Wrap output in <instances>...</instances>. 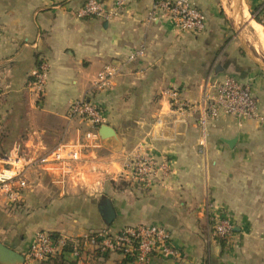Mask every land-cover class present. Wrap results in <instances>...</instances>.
<instances>
[{
    "label": "crops",
    "instance_id": "crops-1",
    "mask_svg": "<svg viewBox=\"0 0 264 264\" xmlns=\"http://www.w3.org/2000/svg\"><path fill=\"white\" fill-rule=\"evenodd\" d=\"M85 1L0 0V97L15 103L33 70L41 62L48 66L40 100L33 95L29 100L34 110L30 117L34 123L42 122L29 125L33 130L23 142L27 151L23 156L36 158L94 130L85 121L68 117L72 101L94 93L103 125L116 136L101 139L100 148L87 151L86 160L61 183L62 171L29 172L31 189L23 196L20 223L13 208L3 207L11 204L0 195V243L23 256L40 230L77 238L154 224L171 233L180 256L153 255L148 264H264V124L219 119L209 125L201 147L195 115L175 112L165 92L150 99L154 88L161 86L176 89L180 100L196 101L207 79L231 76L250 85L264 116V68L242 53L225 26L226 14L245 22L241 5L248 14V9L255 15L263 9L258 16L264 21V0H231L225 13L223 0H191L206 20L205 30L196 34L179 32L160 11L155 20L149 19L154 0H131L111 21L79 17ZM100 1L109 8L113 0ZM140 47L144 56L126 62L127 55ZM106 65L119 72L107 90L92 93V82ZM146 116L154 118L149 127L143 121ZM123 119L132 123L124 124ZM147 133L152 136L146 141L148 154L166 159L169 175L151 187L121 178L127 187L110 189L108 180L116 185L121 177L123 150ZM233 138L237 141L229 148L223 139ZM222 212L233 225L232 243L224 249L208 230L209 221L225 216ZM241 234L248 237L249 246L240 243ZM64 260L42 264L73 261L67 255ZM75 264L130 262L116 253H86Z\"/></svg>",
    "mask_w": 264,
    "mask_h": 264
},
{
    "label": "built area",
    "instance_id": "built-area-1",
    "mask_svg": "<svg viewBox=\"0 0 264 264\" xmlns=\"http://www.w3.org/2000/svg\"><path fill=\"white\" fill-rule=\"evenodd\" d=\"M130 1L113 0L111 6L107 8L100 0H86L79 9L78 16L111 21L120 16ZM157 11L164 13L179 32L196 34L205 30V16L191 0H154L149 19L155 20ZM143 56L144 48L140 47L127 55L126 62H134ZM118 72L119 69L113 65L104 66L97 73L91 89L109 87ZM47 76L48 66L41 62L26 82V87L35 98L40 97L43 92ZM165 95L169 97L175 112L183 114L186 111L196 116V123L201 131L198 145L201 147L205 146L209 125L219 119L232 118L237 123L249 119L264 124V116L259 113L258 102L250 85L231 76L216 81L207 79L201 96L196 101L180 100L176 89L165 91ZM68 117L79 118L91 125L94 130L78 136L73 143L60 144L54 150L36 158L20 156L15 150L9 154L0 153V195L11 205L23 202L24 193L31 189L27 174L34 168L45 172L62 171L58 179L61 183L76 165L86 160L87 151L100 148L98 128L104 124L105 118L97 104L86 97L72 101L68 107ZM151 137V134L147 133L122 153L123 166L120 176L143 187L163 182L170 173L166 159H157L148 154L145 145ZM213 230L216 237L228 239L233 227L229 219H222L215 221ZM68 242L72 244L69 256L78 260L86 253L100 255L116 253L129 260L130 264H148L153 255L165 258L180 256L172 244L171 233L167 229L160 225L140 224L114 232L102 230L77 238L62 236L55 238L48 232L39 231L23 255L24 263L46 262L60 255Z\"/></svg>",
    "mask_w": 264,
    "mask_h": 264
},
{
    "label": "rangeland",
    "instance_id": "rangeland-1",
    "mask_svg": "<svg viewBox=\"0 0 264 264\" xmlns=\"http://www.w3.org/2000/svg\"><path fill=\"white\" fill-rule=\"evenodd\" d=\"M230 2H231V0H223V5H224L223 12L224 13L226 12L225 7H228ZM248 11H249V15H250L249 19L251 18L252 20H254L252 15L250 14L249 9H248ZM225 16L228 18L225 22V26H227L226 32L228 33L229 37L233 38L234 42L237 43V45H239V48L243 54H245V51H246L252 58H254L257 61V63L261 66V68L262 67L264 68V53L262 52V48H260L256 45L257 43H256L255 36L253 34L252 29L248 25V23H245V22L239 23V22L233 20L227 14ZM263 23H264V21H263ZM260 25H261L262 29L264 30V24H260ZM226 42H227V40H225V43ZM109 87L104 88V89H96V88L94 90L92 89L93 90L92 93L97 92V91L100 92L102 90H107ZM171 89L172 88L161 87V86L155 87L153 90L154 91L153 95H151L150 99L159 97L163 94V92H165V90L167 91V90H171ZM94 94H92L91 98H89V99L95 103V100H93ZM31 96H32V93L26 87V84H25V86L22 87V90L17 94L18 99L15 103H7L4 96L0 97V153L8 154L13 148H15L17 151V154H19L20 156L27 154V151H25L26 149L23 148L24 147L23 142L29 136V130H31V131L33 130V128L30 129V127H33V126H31V124L33 123L34 125H36L37 123H40V121L42 122V120L40 119V121H37V123H34L36 121L33 122L32 118L30 117V114L32 115V113L34 112V110L29 105V100L31 99ZM92 97H93V99H92ZM36 100L37 101L40 100V97H36ZM150 104H151V102H150ZM153 120H154V118L152 116L151 117L146 116L143 118L144 124L147 125L148 127L151 125ZM122 121L124 124H127V125L132 123L131 120L123 119ZM47 123H48L47 120H45L43 122L44 125ZM29 125H30V127H29ZM38 126H40V124H38ZM146 140H148V139H146ZM99 153L103 154L105 152L100 151ZM121 158H122V156H121ZM122 160H123V158H122ZM121 178L125 179L121 175L119 180L116 182V185H115V183H113L114 181L112 182L111 180H108L107 183H108L109 188L110 189H118V190L123 189L124 190V188L127 187V184L125 182H122ZM3 207H5V209L8 208V210H11L13 208L14 209L13 212L17 214V217H16L17 222L16 223H20V217L24 215L22 203L16 204V205H11L10 207L5 203ZM223 214H225V216L218 218V221L222 220V219H228V218L231 219V217H229V215H227V213H223ZM215 221H217V220L209 221L210 222L209 223L210 228L208 230H209V234H211V238L213 240L216 239L219 242L220 238L215 236V233L213 230V225H214ZM234 223H236V222H234ZM231 226L233 227L232 223H231ZM122 228H124V227H122ZM122 228H120V229H122ZM42 231L47 232L45 230H42ZM107 231H111V229H109V230L107 229ZM244 232H246V231H244ZM255 232L259 233V230L255 231ZM48 233H52V232H48ZM87 234H89V233H87ZM0 236H3V234L1 232H0ZM230 238H232V234L227 240H225L226 246H229L232 243L231 242L232 240ZM252 238L254 240V237H252ZM238 240L240 241V243L241 242L243 243L244 241H246L247 245L249 246L248 237L246 238L245 235L243 236L241 234V236L238 238ZM249 241H250V239H249ZM256 242L258 245L259 244V237L257 238ZM242 246L244 247V244H242ZM23 264H25V263H23ZM257 264H261V263L258 262Z\"/></svg>",
    "mask_w": 264,
    "mask_h": 264
},
{
    "label": "water",
    "instance_id": "water-1",
    "mask_svg": "<svg viewBox=\"0 0 264 264\" xmlns=\"http://www.w3.org/2000/svg\"><path fill=\"white\" fill-rule=\"evenodd\" d=\"M98 133H99L101 139H114V140H116L114 130L107 125H101L98 129ZM236 141H237L236 138L223 139V142L226 145H228L229 148H233ZM2 157H4V156L2 155ZM108 217H109V222H110L111 219L113 218V211L110 208L108 210ZM0 263L23 264L24 263V257L0 243Z\"/></svg>",
    "mask_w": 264,
    "mask_h": 264
},
{
    "label": "trees",
    "instance_id": "trees-1",
    "mask_svg": "<svg viewBox=\"0 0 264 264\" xmlns=\"http://www.w3.org/2000/svg\"><path fill=\"white\" fill-rule=\"evenodd\" d=\"M263 9H261V11H262ZM260 11V12H261ZM254 10L252 9L251 11H250V14L252 15V17H253V19L257 22V23H259V24H264L263 23V21L259 18V13H258V15H255L254 14ZM50 235L52 236V237H55V238H58L60 235H58V234H56V233H50ZM225 240H227V239H219V244H220V247L222 248V249H224L225 248V246H226V244H225ZM72 251V244L70 243V242H68L67 243V245L63 248V250H62V252H61V254L60 255H58V256H56V257H53V258H50L49 260H47L46 262L48 263V262H53V263H56V262H64V261H66V260H64V257L67 255V256H69V253ZM106 254H108V253H106ZM105 254V255H106ZM98 255H100V254H98ZM72 258V257H71ZM73 259V261H71V262H69L70 264H75V262L78 260L77 258H72ZM129 261V260H128ZM46 262H42V263H46ZM42 263H40V264H42Z\"/></svg>",
    "mask_w": 264,
    "mask_h": 264
},
{
    "label": "bare ground",
    "instance_id": "bare-ground-1",
    "mask_svg": "<svg viewBox=\"0 0 264 264\" xmlns=\"http://www.w3.org/2000/svg\"><path fill=\"white\" fill-rule=\"evenodd\" d=\"M242 1V0H241ZM237 2V1H236ZM243 4V3H242ZM246 7H244L243 5H241V13L243 16V19L245 20L246 23H248V25L250 26V28L253 31V34L255 36V39L258 40V42L260 43V45L262 46V50L264 51V30L262 29L261 25H259L258 23H255L253 21H251L249 19V14L247 13V11L245 10ZM237 9H239V6L237 7ZM242 22V21H241ZM257 42V41H256ZM257 45V44H256ZM258 46V45H257Z\"/></svg>",
    "mask_w": 264,
    "mask_h": 264
}]
</instances>
